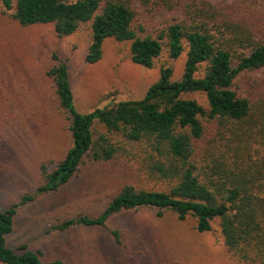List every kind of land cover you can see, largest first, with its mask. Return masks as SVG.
Returning <instances> with one entry per match:
<instances>
[{
	"label": "trees",
	"instance_id": "trees-1",
	"mask_svg": "<svg viewBox=\"0 0 264 264\" xmlns=\"http://www.w3.org/2000/svg\"><path fill=\"white\" fill-rule=\"evenodd\" d=\"M19 24H50L58 37L88 29L85 61L102 57L106 38L128 41L130 59L152 67L165 50L184 51L183 72L171 66L138 99L110 102L82 113L73 104L63 61L47 70L59 106L69 115L72 144L44 181L0 209V262L46 264L39 252L5 241L16 207L55 191L91 163L134 162L139 175L163 188L126 183L98 214L64 219L52 228H106L115 214L155 208L195 228L218 221L229 253L245 264H264V0H0ZM203 73L197 75L201 66ZM201 92L207 107L185 96ZM132 161V162H131ZM118 240V232L111 230ZM49 264H65L56 259Z\"/></svg>",
	"mask_w": 264,
	"mask_h": 264
},
{
	"label": "rangeland",
	"instance_id": "rangeland-1",
	"mask_svg": "<svg viewBox=\"0 0 264 264\" xmlns=\"http://www.w3.org/2000/svg\"><path fill=\"white\" fill-rule=\"evenodd\" d=\"M88 42L86 26L58 37L50 24H19L0 3L1 210L26 193H35L44 181L42 164L50 171L72 144L69 115L59 106L47 75L54 63H65L73 104L82 113L110 102L141 98L163 66H171L172 79L183 72L185 51L172 59L163 50L152 67H143L130 59V42L106 38L102 57L88 63ZM185 96L208 106L201 92ZM126 183L164 187L141 177L134 162L84 165L61 188L36 194L16 207L6 244L14 249L23 244L39 252L46 264L56 259L65 264H245L227 250L217 220L210 231L200 232L191 216L179 220L171 211L158 216L151 207L115 214L106 221V228H52L64 219L98 214ZM111 230L118 232V240Z\"/></svg>",
	"mask_w": 264,
	"mask_h": 264
}]
</instances>
